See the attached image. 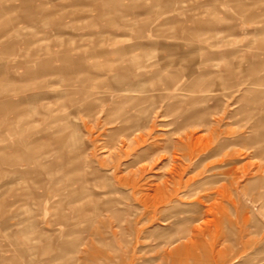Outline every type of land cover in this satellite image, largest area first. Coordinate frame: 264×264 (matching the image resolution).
Instances as JSON below:
<instances>
[{"label": "rangeland", "instance_id": "1", "mask_svg": "<svg viewBox=\"0 0 264 264\" xmlns=\"http://www.w3.org/2000/svg\"><path fill=\"white\" fill-rule=\"evenodd\" d=\"M0 264H264V0H0Z\"/></svg>", "mask_w": 264, "mask_h": 264}, {"label": "bare ground", "instance_id": "2", "mask_svg": "<svg viewBox=\"0 0 264 264\" xmlns=\"http://www.w3.org/2000/svg\"><path fill=\"white\" fill-rule=\"evenodd\" d=\"M178 74V73H177ZM115 80V79H114ZM120 80V79H119ZM124 80V79H123ZM174 80V79H173ZM114 82H118V81H114ZM116 85V84H115ZM117 86V85H116ZM122 86V85H121ZM145 86V85H144ZM143 87V86H142ZM120 88V87H119ZM115 89H117V88H115ZM123 89H124V87H123ZM145 89H146V86H145ZM214 90V89H213ZM144 91V90H143ZM122 94V93H121ZM142 94V93H141ZM148 94V93H147ZM154 94H156V93H154ZM207 94H210V93H207ZM152 95V94H151ZM191 95V94H190ZM205 95V94H204ZM163 96V95H162ZM211 96V95H210ZM116 97H118V96H116ZM138 97V96H137ZM208 97V96H207ZM133 98H135V97H133ZM132 98V99H133ZM148 98H150V96L148 97ZM117 99V98H116ZM128 99V98H127ZM125 100V99H124ZM123 101V100H122ZM128 102H132V100H130V101H128ZM136 105V104H135ZM139 105H140V103H139ZM137 106V105H136ZM116 109V108H115ZM125 117V116H124ZM126 121L128 122V120L126 119ZM131 121V120H130ZM126 123V122H125ZM70 162V161H69ZM80 208V207H79ZM79 210V209H78ZM81 212V211H80ZM199 226V225H198ZM200 228V227H199Z\"/></svg>", "mask_w": 264, "mask_h": 264}]
</instances>
